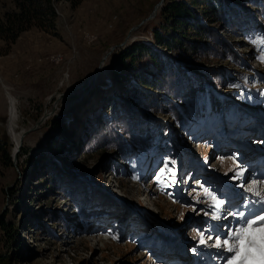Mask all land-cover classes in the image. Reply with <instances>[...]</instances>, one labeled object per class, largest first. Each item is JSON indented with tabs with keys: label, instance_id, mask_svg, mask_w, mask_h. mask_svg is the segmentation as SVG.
I'll return each instance as SVG.
<instances>
[{
	"label": "rangeland",
	"instance_id": "obj_1",
	"mask_svg": "<svg viewBox=\"0 0 264 264\" xmlns=\"http://www.w3.org/2000/svg\"><path fill=\"white\" fill-rule=\"evenodd\" d=\"M73 1L52 0L56 17L49 30L30 26L12 43L0 34V137L12 144V165L0 162V264H174L154 254L173 259L175 248L190 258V244L201 239L195 219L203 221L206 211L197 207L205 192L189 181L188 157L234 179L228 172L237 161L228 155L235 151L222 159L205 141L192 140L194 130L223 128L221 120L208 118L216 109L208 94L199 93L198 108L177 118L162 106L163 96L178 103L171 84L165 92L152 89L162 102L149 100L146 109L123 96L138 82L115 57L143 40L183 67L204 59L210 83L264 115L260 0H229L241 11L225 22L205 24L201 16L210 34L189 32L194 44L186 43L191 49L182 48L179 58L152 39L165 0ZM10 11H17L14 0H0V21ZM113 69L129 80L117 81ZM115 103L142 120L120 112L107 117ZM55 116L65 118L69 132L59 153L51 146L64 141L54 135Z\"/></svg>",
	"mask_w": 264,
	"mask_h": 264
},
{
	"label": "trees",
	"instance_id": "obj_2",
	"mask_svg": "<svg viewBox=\"0 0 264 264\" xmlns=\"http://www.w3.org/2000/svg\"><path fill=\"white\" fill-rule=\"evenodd\" d=\"M255 2H258V0H255ZM14 3L17 11L6 12L5 20L0 21V34L4 36V39L8 43L14 42L19 33L30 26L34 25L44 30L52 28L56 17L52 0H14ZM73 3H79V0H74ZM234 3L236 1L165 0L160 10L163 23L153 28L152 39L157 47L170 52V56L179 58L183 54L182 48L186 47L187 49H191L186 43H191L190 45L194 44L193 40L189 41V32H193L194 35L191 34L194 37L198 33L208 34L209 28L205 24L212 22V19L216 20L217 18L220 21V18H222L225 22L228 17L232 19L240 15L238 11L240 9ZM196 7L200 9L198 10L199 12H196ZM201 16L205 19V24L203 21H200ZM162 55L159 50H156V48L143 40L133 41L126 49L116 55L115 62L119 66H123L130 75L133 74L138 82V85L133 88V94H130L128 89L124 88L123 91L127 92V94L123 96L128 97L133 103L136 101L142 107L149 109V103H146L147 101L156 99V103L159 102L157 94H154V90L152 89H162L165 92L167 87L172 84L170 86L172 87L171 93H175L173 89L177 91L178 94L175 99L178 103L175 104L169 98L166 100V97L163 96L161 100L167 103L166 106L162 104L163 109L171 108L172 115H175L177 118L183 115H189L191 113L189 108H198L200 105L198 99L199 93H204L205 90L204 80L201 76H204L209 81V76H205L207 74L205 73L207 71L205 65L208 62L201 59L202 61L200 63L195 62L193 65L188 64L189 66L183 67L177 62L175 63L174 59L172 60L169 55ZM139 68L140 70L138 71ZM112 74L119 82L125 83L129 80L128 73L113 69ZM181 80L185 84L179 85ZM123 86H126V84H123ZM212 97L213 95H211V99ZM117 112H120L119 117L125 118L122 115L133 114L134 119H140L131 108H126L124 105L117 103L112 105V113L111 115H107V117L113 119V116H116ZM143 121L148 122L150 118L145 116ZM158 124L161 125L160 130L164 132L163 124L160 122ZM51 125L54 130V135L64 138V141H57L51 144V146L58 153L64 152L65 138L69 137L65 118L63 116H55L51 120ZM107 125L108 129L112 130L111 133L116 132L112 122H108ZM4 136L0 137V162L9 166L12 165V157L10 154L12 144H9L8 137ZM42 156L44 162H49V160L46 161V155ZM17 157H19V154Z\"/></svg>",
	"mask_w": 264,
	"mask_h": 264
},
{
	"label": "snow or ice",
	"instance_id": "obj_3",
	"mask_svg": "<svg viewBox=\"0 0 264 264\" xmlns=\"http://www.w3.org/2000/svg\"><path fill=\"white\" fill-rule=\"evenodd\" d=\"M261 42H264L262 39ZM255 43V41L253 42ZM261 62L264 63V57H258ZM167 168L165 163L164 168L160 169V173L163 174ZM243 170L241 171V175ZM175 183L176 181L173 180ZM243 187V185H241ZM247 192H251L255 197V201H250L245 198L243 210L236 212H229L228 215L232 216L237 223L234 228H229L226 237H222L220 234L215 236L214 247L218 253H227L228 255L223 257L225 264H264V195L259 191H255L253 188H246ZM212 200L215 202V207L220 209V213L212 216V220L219 221L224 219L223 208L226 205L225 200L218 199L213 195ZM256 203L260 205V208L255 212L249 211V205ZM219 225L209 224L208 231H219ZM201 237L199 243L205 244V232H198ZM209 235V239H211Z\"/></svg>",
	"mask_w": 264,
	"mask_h": 264
},
{
	"label": "bare ground",
	"instance_id": "obj_4",
	"mask_svg": "<svg viewBox=\"0 0 264 264\" xmlns=\"http://www.w3.org/2000/svg\"><path fill=\"white\" fill-rule=\"evenodd\" d=\"M157 7V6H156ZM157 9V8H156ZM157 11V10H156ZM130 38V37H129ZM127 39H128V37H127ZM127 39H125V40H127ZM50 115V112H46V116H49ZM45 117V116H44ZM21 141L18 143V146L17 147H19V149H20V146H21ZM17 147L16 148H14V149H16L17 150Z\"/></svg>",
	"mask_w": 264,
	"mask_h": 264
},
{
	"label": "water",
	"instance_id": "obj_5",
	"mask_svg": "<svg viewBox=\"0 0 264 264\" xmlns=\"http://www.w3.org/2000/svg\"><path fill=\"white\" fill-rule=\"evenodd\" d=\"M162 1V0H161ZM161 1H160V3H161ZM150 16V15H149ZM148 16V17H149ZM148 19V18H147ZM17 152V150H14V152H13V157H15V153Z\"/></svg>",
	"mask_w": 264,
	"mask_h": 264
}]
</instances>
